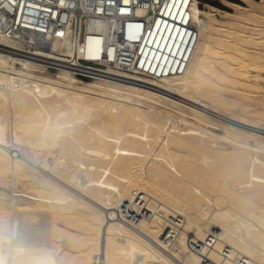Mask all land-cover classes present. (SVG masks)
I'll list each match as a JSON object with an SVG mask.
<instances>
[{
  "label": "bare ground",
  "instance_id": "1",
  "mask_svg": "<svg viewBox=\"0 0 264 264\" xmlns=\"http://www.w3.org/2000/svg\"><path fill=\"white\" fill-rule=\"evenodd\" d=\"M213 10L218 9L213 7ZM192 12L198 33L189 39L190 49L182 55L181 63L186 58L183 70L158 77L110 66L107 72L113 76L96 73L90 78L77 75L65 65L59 66L57 72L50 70L51 61L65 60L56 52L74 55V60L85 55L100 58L101 37L91 32L86 34V52L79 54L71 39L54 38L50 50H42L29 49L6 36L0 37V182L14 186L9 204L0 206L1 214L11 211L9 219L0 221V264H61L64 261L54 246L28 242V231L21 228L20 222V217L26 216L23 212L21 216L17 213L20 205H16V196L20 194L15 185L23 180H30L45 190L39 194L23 190L21 195L26 200L30 198L39 206L47 205L59 215L78 204L91 209L90 231L95 237L82 241L68 236L72 246L85 244L92 248L88 255L75 258V264H204V256L190 245L199 241L203 242L202 250L208 255L209 264H229L222 258L221 250L225 246L233 254L246 256V264H264L263 132L226 121H221L222 127L217 131L210 127L216 119L177 98L194 99L216 109L219 105L232 108L238 103L228 101L225 105L220 97L226 89H236L243 107L250 103L264 105L263 98L248 95L249 83L244 80L247 68L254 66L255 61L244 50L230 48L225 43L216 46L214 32L223 30L224 24L213 13L203 11L198 0L193 1ZM91 25L97 26V23L91 22ZM108 55L114 59L113 47H108ZM204 83L209 92L218 95L203 96L200 87ZM194 91H200L201 95L193 94ZM205 98L212 101L207 102ZM232 118L264 127L243 115L234 114ZM171 121L172 127L168 126ZM180 123L187 127L181 128ZM161 134H164L163 153L158 152L156 156H163L170 167L183 173L180 180L169 169L161 167L133 172L134 168H144L146 160L142 156L151 145L150 139L159 140ZM208 145L233 147L234 152L218 156L214 165L228 168L233 164L229 174L234 180L249 173L247 194H239L227 182L218 186L219 181L213 177L218 170L211 172L213 169L209 171L207 167L193 170L174 152L181 147L196 150L213 147ZM29 146L35 149L34 154L27 153ZM240 146L256 151L251 159L253 169L251 164L248 169L247 153ZM48 170L52 173L48 174ZM193 179L200 180L201 186L224 189L229 204L222 206L221 199L210 197L203 187L197 186V193L186 183ZM71 184L82 192L73 189ZM176 228L179 234L174 240L170 236ZM41 230L43 236L45 231ZM5 238L10 242H2ZM63 239L59 234L51 242L60 246ZM212 240L215 245L209 247L207 242Z\"/></svg>",
  "mask_w": 264,
  "mask_h": 264
},
{
  "label": "built area",
  "instance_id": "2",
  "mask_svg": "<svg viewBox=\"0 0 264 264\" xmlns=\"http://www.w3.org/2000/svg\"><path fill=\"white\" fill-rule=\"evenodd\" d=\"M193 1L0 0V37L6 36L29 49L42 50H50L54 38L71 39L79 54L86 52L84 42L86 34L91 32L101 37L100 58L85 55L74 60V55L56 52L65 60L51 61L49 68L65 65L77 75L90 78L96 73L113 76L107 72L110 66L158 77L183 70L186 58L181 63L182 55L190 49L189 39L198 33L193 22ZM108 47L114 48V59L108 55ZM178 234L179 228H176L171 239L175 240ZM207 243L209 247L215 245L214 240ZM190 245L204 256V264L210 263L202 250L203 242ZM221 253L223 262L229 264L248 261L246 256L233 254L226 246Z\"/></svg>",
  "mask_w": 264,
  "mask_h": 264
},
{
  "label": "rangeland",
  "instance_id": "3",
  "mask_svg": "<svg viewBox=\"0 0 264 264\" xmlns=\"http://www.w3.org/2000/svg\"><path fill=\"white\" fill-rule=\"evenodd\" d=\"M198 3H199L200 8L203 11H205L206 13H211V14L213 13V15H215L217 18L219 17L221 19V20L219 19V21L222 24H224L223 30H221V31L219 30V32H216V31L214 32V37L216 39V46H219V43L228 44L229 46H231L230 48H238L242 51L244 50L245 53H249V56L252 57V59H254L255 63L252 64L254 66L249 65V67L250 66L251 67L247 68V74L244 77V80L246 81V83H249L247 92H250V93H248V95H252V96L256 95L255 97H261L264 99V90H263L264 89V85H263L264 84V0H198ZM213 7L218 9L216 11L213 10L215 13L212 12ZM206 13H203L202 16H206ZM229 24H231V25H229ZM246 58H248V56H246ZM255 58L258 59L259 61L256 60ZM247 61H250V60L247 59ZM50 70L52 72L58 71L56 69H50ZM250 73H252V74H250ZM257 82H258V84H257ZM206 83L209 86H213L209 82H206ZM252 85H254L256 89H254V86H252ZM200 90H201L202 95L205 97L210 98L211 94L218 95L216 93L209 92L208 89L206 88L205 83L201 85ZM234 90H236V89H234ZM234 90L226 89L225 92L220 97V100L224 101L225 105L228 103V101L230 104L238 103L237 105H235L232 108L219 105V109H216V108H212L211 106L209 107L207 105L200 104L199 102L195 101L194 99H190V98L189 99H184V98L182 99L178 96H177V98L183 100L182 102H186V104H189L192 107H196L199 110H201L202 112L210 115V117H212L211 118L212 120L216 119L217 121L214 120L215 122L211 123L210 127L212 129L219 131L222 127L221 125L223 124V122H221V121H226V122L232 123L234 125H243V126H245V127H243L244 129H247L250 131H256L258 133L263 132V134H264V127L259 128L260 126H252V125H249L248 123H245V122H242L238 119L232 118V116L234 114L243 115V116L247 117L249 120H252L250 118H253L252 121H255V122L260 123L261 125H264V111L262 110L263 109L262 107H264V105L263 104H254L255 106H253V105H250L251 103L250 104L248 103L249 105H246V107H243V105L240 103V102H242V100L237 97V95H238V93L236 92L237 90L236 91H234ZM199 92L200 91H194L193 94L201 95V93H199ZM255 93H258V94H255ZM171 94H174V93H171ZM209 98H205V100L207 102H211L212 99H209ZM235 107H238V108H235ZM258 109H260L259 112H258ZM220 110H222L225 113H223ZM228 112L230 113L229 116H228ZM219 114H221L222 116H220ZM254 117H258V119L254 118ZM262 117H263V120H262ZM172 123H173L172 121L169 122L168 126L172 127L171 126V125H173ZM215 123H218V124H215ZM179 125L181 128L187 127V125H185L183 123L182 124L180 123ZM212 125H214V126H212ZM163 139H164V134L160 135L159 140H158V138H152V140L150 139L151 145H148L147 146L148 148L146 147L147 148L146 152L142 156L146 160L145 164H143L144 168L143 167L142 168L141 167L134 168L133 172L140 171L139 169H141V170L146 169L147 170L148 168L150 169L152 167H161L164 170L169 169V171H170L169 173L175 174L174 177L178 180H180L181 178L184 177L183 173H180L175 168L170 167L166 163L163 156H161V155L156 156V154L158 152H161V145L164 143ZM234 145H238V144H234ZM151 146H153V147H151ZM208 146H213V145H208ZM225 147H227V148H225ZM240 147H242V149H244L247 153V159H248L247 167H248V169H250V167L252 165L251 159H252V156L256 153V151L252 148H249V147L248 148L244 147V146H240ZM56 148L57 147H55V149ZM180 149L182 152L180 151ZM209 149L211 152L209 151ZM209 149H207V150L197 149L196 150L195 148H191V147H181V148H179V151H174V152L179 153L180 156H182V158L184 159V161L193 170H199L202 167L203 168L207 167L206 169H208V170L213 169L211 172L218 170L219 172L218 171L216 172L217 176H214L215 174L214 175L212 174L213 177H216L217 181H219L217 183L218 186L220 184L224 185L227 182V183H229V187L231 186V188H233L239 194H243V195L247 194V192L250 191L249 181L251 178H250L249 173L246 175V177H244L242 179L234 180L231 177V175L229 174L230 170L234 169V167H231L233 164L228 168H225L223 166H220L222 168H218V165H214V162L216 160H218L219 157L227 155L228 153L234 152L233 147L231 148V146L228 147L225 145V146H213ZM224 149H225V151H224ZM28 150H29V152H27L28 154H30V153L34 154V151H35L34 148L29 146V149H27L26 151H28ZM154 150L156 151V153ZM189 150L191 151V153ZM187 151L191 155L188 154ZM203 151H205V152L202 154L201 152H203ZM207 151H209V152H207ZM212 152H214L213 154H215V155H211ZM224 152H226V154H224ZM161 153H163V152H161ZM193 153L200 155L199 158H202V159H199L197 156H195L196 154L193 155ZM28 154H26V155H28ZM26 155H25V158L27 157ZM188 155H190V156L187 157ZM205 155H209V156H205ZM261 155L264 156V154H261ZM191 156L193 159L192 158L189 159ZM185 158H187V159H185ZM212 159H213V161H212ZM199 164H201V166H199ZM212 164L214 167L210 166ZM60 168L65 169L66 167L61 166ZM71 169L73 170L74 167H71ZM206 169H204V170H206ZM251 169H253V165H252ZM201 170H203V169H201ZM50 171L52 173V170H48V174H50ZM53 175H54V173H53ZM9 179H10V177H9ZM19 182H17V185H15L16 191L20 194V195L16 196V197H18V200H17L18 202L16 205H20L19 211L17 210V213L21 216V213L23 212L22 215L26 216L24 218H27V219H24L23 217H20L21 218L20 222H21V228L23 230L28 231V234H29L28 242L29 243H35V244H40V245L41 244H49V245L54 246V251L57 250L56 253L58 254V256L60 258L62 257L61 260H64V261H61V262H63L61 264H75V262H74L75 258L86 256L92 252L91 251L92 248L89 245H85V244L82 245L81 244V245H78L76 247L72 246V242H71L72 240L70 237H68V236H72L73 240H76L75 237H77V238L81 239L82 241L85 240L86 238L88 239V238H94L95 237L94 234H92V232L90 231V227H91L90 225H91V221H92L91 220L92 219L91 209L88 208L89 209L88 210L87 206L85 207L82 204H78V205L74 206V208L72 210H69L68 212L65 211V212H63V214L59 215L54 210L52 211V208H50L49 206H47V205H44V206L40 205L39 206V205H37L38 203H36L35 200H32L28 197H27L28 199L26 200V196L21 195L23 190L26 193L31 191L30 193L36 194L38 192V194H39L40 192L45 191V190H43L42 187L35 185V183H32L30 180H23V182L21 181V183H19ZM30 182L32 183V185ZM186 183L189 185V187H193L197 193H198V190L196 189V187L197 186L203 187L204 192L210 193L209 194V195H211L210 197H212V198L218 197L219 199H221L222 206L226 207L229 204V201L226 198V194L224 192V189L222 190L218 186H216L218 189L216 187H215L216 189L215 188L213 189V187L209 188L208 186L207 187H205L204 185L201 186L200 180H194V179L192 181L186 182ZM9 186H10V182H7L6 184L0 182V206L5 207L6 203L9 204L10 194L12 193V190L14 188L13 184H12V186H10V187ZM71 186L73 187L74 185L71 184ZM74 187H73V189H76V188H77L76 190L80 189L76 186H74ZM79 191L82 192V190H79ZM21 197H22V199H21ZM8 204H6V205H8ZM27 205H29L30 207H33L34 209L37 207L38 208L40 207V208L36 209V210H34V209L32 210V208H31V210H30V208H27L28 207ZM211 205H212V202H211ZM0 209H1V207H0ZM79 209H81V210H79ZM22 210H24V211H22ZM8 211H9L8 213L11 215V213H10L11 211L10 210H8ZM8 213H5V214L0 213V217H1L0 221H5V220H3L5 217H6L5 219H9L10 215ZM6 214L9 216H7ZM33 214H34V216H32ZM28 215H29V217H28ZM26 223H27V225H26ZM132 223L135 225L134 222H131V224ZM46 224L48 225L47 226L48 228L46 227ZM33 225H35V226H33ZM38 225H40V226H38ZM41 225H44L45 227L41 226ZM25 227H26V229H25ZM41 227H43V228H41ZM41 229H44L45 232L47 231L46 233L44 232L43 236H41L43 234V230H41ZM59 234L64 236V239L62 240V242H60V246H59V243H56V242L52 243L55 241L56 237ZM32 235H34V237ZM50 238H52V240ZM53 238H54V241H53ZM67 240H68V242H67ZM2 242L7 244L10 241L5 238V239H2ZM84 242H88V241H84ZM68 243H71V244H68ZM58 246L60 248H58ZM61 246H62V248H61Z\"/></svg>",
  "mask_w": 264,
  "mask_h": 264
},
{
  "label": "water",
  "instance_id": "4",
  "mask_svg": "<svg viewBox=\"0 0 264 264\" xmlns=\"http://www.w3.org/2000/svg\"><path fill=\"white\" fill-rule=\"evenodd\" d=\"M220 116H222L221 114H219Z\"/></svg>",
  "mask_w": 264,
  "mask_h": 264
}]
</instances>
